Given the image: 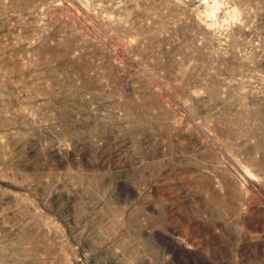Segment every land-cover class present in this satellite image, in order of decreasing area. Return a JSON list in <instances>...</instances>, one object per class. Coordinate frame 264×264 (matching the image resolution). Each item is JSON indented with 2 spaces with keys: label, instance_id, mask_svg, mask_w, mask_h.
Instances as JSON below:
<instances>
[{
  "label": "rangeland",
  "instance_id": "obj_1",
  "mask_svg": "<svg viewBox=\"0 0 264 264\" xmlns=\"http://www.w3.org/2000/svg\"><path fill=\"white\" fill-rule=\"evenodd\" d=\"M0 264H264V0H0Z\"/></svg>",
  "mask_w": 264,
  "mask_h": 264
},
{
  "label": "bare ground",
  "instance_id": "obj_2",
  "mask_svg": "<svg viewBox=\"0 0 264 264\" xmlns=\"http://www.w3.org/2000/svg\"><path fill=\"white\" fill-rule=\"evenodd\" d=\"M263 118V117H262Z\"/></svg>",
  "mask_w": 264,
  "mask_h": 264
}]
</instances>
